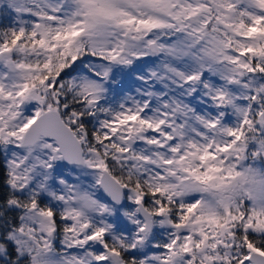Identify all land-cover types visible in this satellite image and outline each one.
I'll use <instances>...</instances> for the list:
<instances>
[{"label": "snow or ice", "instance_id": "snow-or-ice-1", "mask_svg": "<svg viewBox=\"0 0 264 264\" xmlns=\"http://www.w3.org/2000/svg\"><path fill=\"white\" fill-rule=\"evenodd\" d=\"M0 264H264V0H0Z\"/></svg>", "mask_w": 264, "mask_h": 264}]
</instances>
